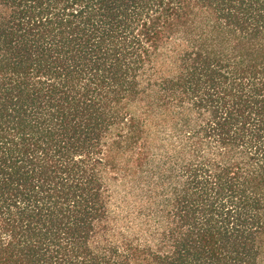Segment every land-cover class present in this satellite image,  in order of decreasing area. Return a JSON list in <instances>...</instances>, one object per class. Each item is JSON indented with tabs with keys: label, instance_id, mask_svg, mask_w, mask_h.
<instances>
[{
	"label": "trees",
	"instance_id": "1",
	"mask_svg": "<svg viewBox=\"0 0 264 264\" xmlns=\"http://www.w3.org/2000/svg\"><path fill=\"white\" fill-rule=\"evenodd\" d=\"M0 264H264V0H0Z\"/></svg>",
	"mask_w": 264,
	"mask_h": 264
},
{
	"label": "rangeland",
	"instance_id": "2",
	"mask_svg": "<svg viewBox=\"0 0 264 264\" xmlns=\"http://www.w3.org/2000/svg\"><path fill=\"white\" fill-rule=\"evenodd\" d=\"M112 189H114V188L112 187Z\"/></svg>",
	"mask_w": 264,
	"mask_h": 264
}]
</instances>
